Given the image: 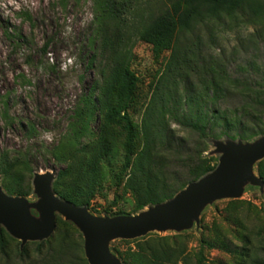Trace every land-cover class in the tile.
I'll use <instances>...</instances> for the list:
<instances>
[{
  "label": "trees",
  "instance_id": "16d2710c",
  "mask_svg": "<svg viewBox=\"0 0 264 264\" xmlns=\"http://www.w3.org/2000/svg\"><path fill=\"white\" fill-rule=\"evenodd\" d=\"M168 1L165 8L152 15L141 34L157 54L170 52V58L157 87L160 92L150 99L137 122L132 109L140 78L128 56L114 48L119 46L118 0H95L99 10L95 16L97 35L102 38L103 49L114 53L115 59L107 60L100 73L102 81L74 109L69 136L50 151L56 161L66 164L59 170L53 190L75 206L92 208L113 159L123 157L118 185L132 195V213H137L172 199L216 169L218 158L205 155L209 140L227 137L246 142L264 134V0ZM226 18L235 20L238 26L259 25L240 40L230 57L225 53L206 55L200 38H188L208 21ZM191 50L194 52L190 55ZM178 78L185 79L184 96L177 92ZM98 113L101 120L94 131L90 122ZM5 118L8 123L7 113ZM172 121L189 133L188 140L176 137ZM29 154L1 153L0 173L10 195L29 197L33 193L34 168ZM258 164L264 181V160ZM150 235L129 240L136 243L135 249L129 246L116 251L124 264H187L190 258L180 237ZM76 236L77 230L72 227H57L47 240L30 243L36 246L37 261H31L26 245L20 251V262L89 264L82 234ZM220 240L226 251L238 252ZM204 242L210 248L218 246L216 241ZM0 247L10 260L4 231L0 232ZM204 258L200 253L197 264H204Z\"/></svg>",
  "mask_w": 264,
  "mask_h": 264
},
{
  "label": "rangeland",
  "instance_id": "374dc122",
  "mask_svg": "<svg viewBox=\"0 0 264 264\" xmlns=\"http://www.w3.org/2000/svg\"><path fill=\"white\" fill-rule=\"evenodd\" d=\"M117 3L120 32L119 46L114 48L128 56L131 68L140 78L137 101L132 109L135 121L140 122L145 106L160 92L157 87L170 58V52L157 54L152 45L141 39V34L152 15L165 8L169 1L118 0ZM98 13L95 0H0V156L3 151L12 156L30 151L28 156L34 177L38 173H51L56 179L59 170L66 166L56 161L50 151L69 136L74 109L81 105L80 99L102 81L100 73L107 60L115 59L114 53L103 49L102 38L97 35L99 26L95 16ZM258 27V24L238 26L235 20L226 18L219 22L208 21L188 38H200L206 55L225 53L230 57L240 46V40ZM185 86V79L178 78L179 95L186 94ZM100 120L98 113L90 122L92 130H98ZM171 124L176 137L188 140L189 133L182 126L173 121ZM263 136L243 142H257ZM229 140L227 137L209 140L205 155L220 161L223 151L219 145ZM260 161L252 164L257 180L244 179L238 197H213L200 208L198 215L190 216L186 224L155 230L148 235L180 237L185 255L190 258L187 264H197L200 253L205 257L204 264H264V184L258 171ZM123 165V157L111 160L92 208L88 209L94 217L115 218L149 211L147 206L132 213L134 199L118 185ZM2 179L0 173V186L4 193L13 196L3 187ZM26 198L32 217L40 221L38 203L41 197L35 187ZM56 216L58 228L72 227L77 230V236L82 234L73 220L60 212ZM1 231L5 232L12 258L7 259L0 250V264H24L19 258L26 245L32 255L31 261L38 260L36 246L30 244L38 241L23 246L2 220ZM220 239H224L233 252H238L226 251ZM128 241L113 239L109 243L110 255L121 264L124 263L116 251L136 247L135 242ZM204 241H216L218 246L210 248Z\"/></svg>",
  "mask_w": 264,
  "mask_h": 264
},
{
  "label": "water",
  "instance_id": "95a60500",
  "mask_svg": "<svg viewBox=\"0 0 264 264\" xmlns=\"http://www.w3.org/2000/svg\"><path fill=\"white\" fill-rule=\"evenodd\" d=\"M219 148L223 155L214 171L190 183L172 199L149 206V211L139 215L105 219L94 217L87 207L75 206L54 192V175L38 173L33 179V188L41 197L38 203L41 220L36 221L32 217L28 198L9 196L1 186L0 220L25 246L28 242L51 237L57 227L56 213L60 212L81 229L89 264H121L109 253L111 240L137 239L155 230L184 225L190 216L199 214L200 208L209 199L217 196L236 198L244 179L257 180L252 164L264 159V136L252 143L229 140L220 144Z\"/></svg>",
  "mask_w": 264,
  "mask_h": 264
}]
</instances>
